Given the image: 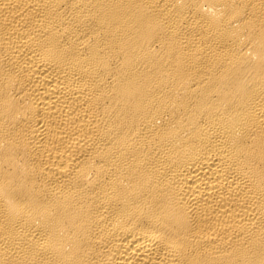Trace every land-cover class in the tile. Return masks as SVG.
Here are the masks:
<instances>
[{"label":"bare ground","instance_id":"6f19581e","mask_svg":"<svg viewBox=\"0 0 264 264\" xmlns=\"http://www.w3.org/2000/svg\"><path fill=\"white\" fill-rule=\"evenodd\" d=\"M0 264H264V0H0Z\"/></svg>","mask_w":264,"mask_h":264}]
</instances>
